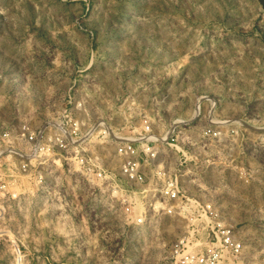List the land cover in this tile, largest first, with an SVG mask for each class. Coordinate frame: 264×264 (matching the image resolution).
Segmentation results:
<instances>
[{
  "label": "rangeland",
  "instance_id": "1",
  "mask_svg": "<svg viewBox=\"0 0 264 264\" xmlns=\"http://www.w3.org/2000/svg\"><path fill=\"white\" fill-rule=\"evenodd\" d=\"M63 110L85 148L111 154L110 136L198 127V113L225 120L224 165L185 188L211 200L227 229L214 264H264V0H0V130ZM1 170L17 196L0 194V264H180L182 224H126L72 162L40 182Z\"/></svg>",
  "mask_w": 264,
  "mask_h": 264
},
{
  "label": "built area",
  "instance_id": "2",
  "mask_svg": "<svg viewBox=\"0 0 264 264\" xmlns=\"http://www.w3.org/2000/svg\"><path fill=\"white\" fill-rule=\"evenodd\" d=\"M64 111L24 130L13 126L0 130L1 195L17 196L15 189L6 190L1 184L2 165L12 175L24 170L40 182L51 166L63 170L72 162L77 175H84L90 184L100 185L110 195L126 224L142 226L158 216L182 224L186 234L173 245L174 261L214 264L218 260L220 249L230 241L227 229L216 221L213 202L187 191L185 185L208 165H224L220 159L225 141L232 136L225 120L206 121L198 113L196 117L202 120L198 127L180 120L162 136L151 132L110 136L112 140L107 137L102 145L110 149L112 145L111 154L103 147L85 148L80 122L71 120L66 127ZM263 141L258 140L264 148ZM208 150L215 152L216 161L210 159ZM200 229L207 232L203 238L196 237ZM201 244L207 246L206 253L190 249Z\"/></svg>",
  "mask_w": 264,
  "mask_h": 264
}]
</instances>
